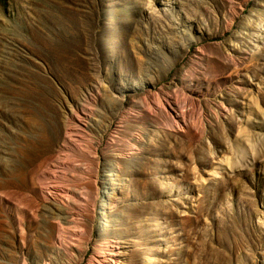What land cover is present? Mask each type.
Returning a JSON list of instances; mask_svg holds the SVG:
<instances>
[{
  "label": "rangeland",
  "instance_id": "374dc122",
  "mask_svg": "<svg viewBox=\"0 0 264 264\" xmlns=\"http://www.w3.org/2000/svg\"><path fill=\"white\" fill-rule=\"evenodd\" d=\"M105 257L264 264V0H0V264Z\"/></svg>",
  "mask_w": 264,
  "mask_h": 264
},
{
  "label": "bare ground",
  "instance_id": "6f19581e",
  "mask_svg": "<svg viewBox=\"0 0 264 264\" xmlns=\"http://www.w3.org/2000/svg\"><path fill=\"white\" fill-rule=\"evenodd\" d=\"M104 196V199H109L110 198V193H104L103 194ZM112 254H108V256H111V255H115V253L111 252ZM98 264H101V263H98ZM104 264H115V261L109 259L108 257H105L104 259Z\"/></svg>",
  "mask_w": 264,
  "mask_h": 264
}]
</instances>
